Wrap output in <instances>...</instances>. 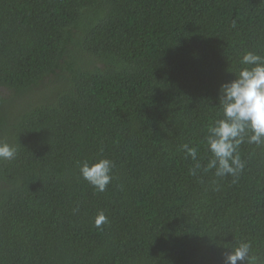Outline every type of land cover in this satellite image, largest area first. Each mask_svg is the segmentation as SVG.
<instances>
[{"label": "trees", "instance_id": "1", "mask_svg": "<svg viewBox=\"0 0 264 264\" xmlns=\"http://www.w3.org/2000/svg\"><path fill=\"white\" fill-rule=\"evenodd\" d=\"M247 51L264 0H0V264H225L241 242L264 264V145L236 182L182 149L207 164ZM100 158L104 192L79 168Z\"/></svg>", "mask_w": 264, "mask_h": 264}, {"label": "clouds", "instance_id": "2", "mask_svg": "<svg viewBox=\"0 0 264 264\" xmlns=\"http://www.w3.org/2000/svg\"><path fill=\"white\" fill-rule=\"evenodd\" d=\"M243 65L235 78L222 83L218 93V105L223 118L208 126L207 150L210 153L207 164L198 160V148L183 144L185 157L194 162L189 169L191 175L203 167L205 171L215 170L216 177L232 176L233 182L239 178L245 167L239 148L248 144L264 145V56L247 51L240 59ZM16 155L14 145L0 141V161L12 160ZM114 162L100 158L95 162L84 161L79 165L80 174L96 191L104 192L111 183ZM95 226L101 228L108 223V217L101 211L95 218ZM251 245L241 242L225 257V264H245L250 258Z\"/></svg>", "mask_w": 264, "mask_h": 264}]
</instances>
